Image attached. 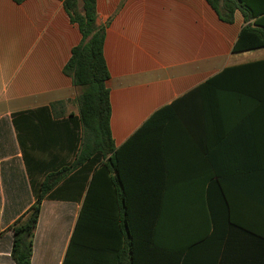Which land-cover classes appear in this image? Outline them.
I'll list each match as a JSON object with an SVG mask.
<instances>
[{"label": "crops", "instance_id": "0c3cea01", "mask_svg": "<svg viewBox=\"0 0 264 264\" xmlns=\"http://www.w3.org/2000/svg\"><path fill=\"white\" fill-rule=\"evenodd\" d=\"M96 2L112 106L107 189L98 182L77 232L100 160L60 181L42 203L31 264H263L260 242L212 222V172L253 168L243 156L260 153L264 137L257 107L237 97L240 84L207 83L264 60L233 52L243 15L225 23L207 0ZM81 41L60 0H0V264H15L9 228L41 182L79 152L80 90L64 69ZM234 176L226 187L247 184ZM225 193L233 217L248 213L253 227L258 206Z\"/></svg>", "mask_w": 264, "mask_h": 264}, {"label": "trees", "instance_id": "16d2710c", "mask_svg": "<svg viewBox=\"0 0 264 264\" xmlns=\"http://www.w3.org/2000/svg\"><path fill=\"white\" fill-rule=\"evenodd\" d=\"M23 3L25 0H14ZM73 24H77L82 34V41L72 50L71 58L65 66L64 72L73 79L75 87L80 93L75 99L79 109L82 127L81 146L76 158L69 166L48 174L39 185L34 204L10 226L13 232L11 258L15 264H31L33 243L39 222L41 206L49 192L73 171L81 168L87 162L100 160V168L95 172L89 184L87 196L77 224V232L86 220L91 218L92 200L98 191V182L107 189L108 153L114 150L111 134V96L107 87L110 78L109 69L104 56L106 26H97L96 0H60ZM217 12L220 19L228 24L235 22L236 12L243 15L245 25L242 27L233 52H244L264 48V0H207ZM207 83H223L225 78L240 84L238 99L254 103L260 115L259 127L264 132V60L252 62L235 68L227 69ZM172 109L167 106L156 115L168 113ZM155 115V116H156ZM260 153L245 154L243 161L254 164L253 168L239 172L225 174L219 170L212 172V222L213 227L220 222H226L253 237L262 246V260L264 264V137H261ZM235 175V176H234ZM241 177L247 182L242 188L234 185L225 186L224 182L230 177ZM249 184V185H248ZM248 187V188H247ZM226 190L238 191L239 195L253 200L260 212L258 222L253 223L248 213H241L242 220L233 217L232 204L226 197ZM222 202V203H221ZM257 223V225H256ZM220 226V224H219ZM74 232L68 255L75 248ZM3 232L0 230V236ZM224 234V233H223ZM214 236V235H213ZM68 258V256H67ZM66 264V262H65ZM68 264V262H67Z\"/></svg>", "mask_w": 264, "mask_h": 264}, {"label": "rangeland", "instance_id": "374dc122", "mask_svg": "<svg viewBox=\"0 0 264 264\" xmlns=\"http://www.w3.org/2000/svg\"><path fill=\"white\" fill-rule=\"evenodd\" d=\"M247 54H254L256 57H262L264 49L248 52Z\"/></svg>", "mask_w": 264, "mask_h": 264}]
</instances>
